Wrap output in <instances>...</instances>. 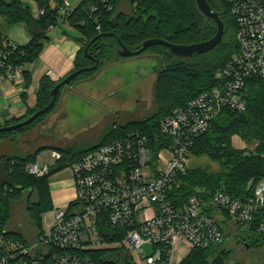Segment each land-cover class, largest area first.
Segmentation results:
<instances>
[{"label": "trees", "instance_id": "1", "mask_svg": "<svg viewBox=\"0 0 264 264\" xmlns=\"http://www.w3.org/2000/svg\"><path fill=\"white\" fill-rule=\"evenodd\" d=\"M31 1L44 12L43 15L35 17L30 5L25 4L24 0H0V17L4 19L6 25L24 24L31 35V41L25 46L18 45L19 51L11 55L13 63L25 68L37 61L45 43L50 41L48 33L60 20L56 5H63L65 2V0ZM123 1L126 0H81L74 12L67 17L68 24L85 36V39H77L81 48L70 74L90 69L96 63L98 65L97 70H86L67 86L89 81L107 67V63L122 60L123 58L118 54L120 42L129 50L138 51L143 43L150 39H160L175 45H192L209 41L217 33L216 24L197 9L195 0H127L130 2L128 12L126 9L124 11L119 9ZM207 2L219 13L226 27L222 42L214 50L196 55L192 59L178 57L161 45L145 52L157 55L160 65L157 69L155 89L161 103L152 115L140 121L115 125L104 140L93 148L78 152L59 151L62 159L56 162L46 177L37 178L26 171L29 164L37 162V155L26 157L14 155V158L8 161V174L12 185L6 190L0 189V212L5 226L10 219L12 202L19 201L23 192L29 190L37 193V201L35 204L29 203L27 210L32 222L38 230H41L42 215L55 210L50 192V179L103 145L121 139L136 130L146 133L154 155L163 147L172 144V140L162 134L161 122L175 109L185 107L202 92L216 87L218 83L214 79L215 72L222 69L238 51L237 27L229 6L225 0H207ZM94 39L96 40L92 43ZM8 44V37L0 29V54L9 51ZM85 49L88 50L89 57L85 56ZM24 76L25 93L22 98L26 102L28 97L26 91L32 86V74L25 69ZM59 82L44 76L39 83L35 107L28 110L23 117L7 121L4 126L24 122L36 112L46 108L53 100L52 90ZM65 87L59 90L56 104L51 111L38 118L33 124L14 132L1 134L0 138L3 135L13 136L46 119L56 109ZM157 96L154 94L155 102ZM244 99L247 105L245 112L226 108L212 121L207 132L195 141L191 155L207 156L220 168L216 172L203 167L188 169L182 186L170 195V200L176 206H183L192 197L209 201L218 193L246 199L252 194V189L248 188L249 183L264 178V78L253 77L247 80ZM234 137L246 143L257 142L256 152L247 154L245 151L234 149L231 142ZM260 223L261 217L257 218L248 230L255 234L260 233ZM15 234L22 237L18 233ZM111 235L113 241L122 240V236L118 234ZM255 242L264 245V235L261 234ZM87 255L94 264H133L122 247L90 251ZM233 256L234 253L225 251L223 246L197 247L192 249L180 264H228Z\"/></svg>", "mask_w": 264, "mask_h": 264}, {"label": "built area", "instance_id": "2", "mask_svg": "<svg viewBox=\"0 0 264 264\" xmlns=\"http://www.w3.org/2000/svg\"><path fill=\"white\" fill-rule=\"evenodd\" d=\"M225 2L236 23L238 51L215 72L216 87L161 122V132L172 144L154 155L146 133L136 130L70 166L73 206L50 212L52 219L34 243L8 230L0 212V264H94L88 252L121 247L133 264H172L179 241L190 249L233 247L230 238L239 233L237 226L249 229L260 217L264 235V178L249 183L252 194L246 199L218 193L209 201L192 197L181 207L170 200L183 184L195 141L226 108L245 112L247 80L264 78V0ZM56 7L62 18L76 8ZM18 51L13 44L0 54V85L25 81L24 66L11 59ZM18 91L20 97L25 93ZM61 159L54 153L52 162L37 161L26 171L37 178L48 176ZM111 234L122 240L113 241ZM149 244L152 253L141 258Z\"/></svg>", "mask_w": 264, "mask_h": 264}, {"label": "rangeland", "instance_id": "3", "mask_svg": "<svg viewBox=\"0 0 264 264\" xmlns=\"http://www.w3.org/2000/svg\"><path fill=\"white\" fill-rule=\"evenodd\" d=\"M80 2L81 0H65L64 4L75 8ZM24 3L30 5L35 17L39 16L40 10L33 1L24 0ZM129 4V1H123L119 9L123 11L126 9L128 12ZM59 17L57 26L51 28L48 33L53 41L45 43L44 50L33 66L26 67L31 73L41 64L40 58L50 44L59 41V36L72 37L73 40L85 39L80 31L68 24L67 18ZM0 29L8 37L9 50L13 44L25 46L31 41V35L24 24L7 26L4 19L0 17ZM155 60L158 61L159 57L147 52L138 57L119 60L118 64L112 66L109 65L116 62H110L106 64L109 66L108 68L91 77L89 81L65 87L56 109L46 119L37 122L29 129L13 134L15 141L18 137L20 138L18 142H15V155L18 157L37 155V161L52 162L54 153L67 150L78 152L93 148L104 140L115 125L140 121L152 115L161 103L154 85ZM0 86L7 87L8 84ZM26 92L28 93V90ZM154 94L157 96L156 102L155 99L153 102ZM35 104L36 97L33 105L26 102L24 114L15 118L23 117L28 110L35 107ZM8 115V112L0 110V128L7 127L4 125L9 121ZM49 119L50 122L46 125ZM231 142L234 149L245 151L247 154L255 153L258 146L257 142L246 143L238 137H234ZM200 167L209 168L212 172H216L220 168L207 156L191 155L187 160V168ZM62 180L73 187L71 173L67 169L50 179V190L54 186L58 187ZM36 201L37 193L29 190L24 191L19 201L12 202L7 225L8 230L18 233L28 243H34L40 232L32 222L27 210L28 204H35ZM41 218L42 228L45 229L52 219V214L45 213ZM237 228L239 233L230 239L235 243L238 252L234 254L228 264H264V245H258L255 242L261 234H255L241 226H237ZM151 253L152 245H145L140 256L146 258Z\"/></svg>", "mask_w": 264, "mask_h": 264}, {"label": "crops", "instance_id": "4", "mask_svg": "<svg viewBox=\"0 0 264 264\" xmlns=\"http://www.w3.org/2000/svg\"><path fill=\"white\" fill-rule=\"evenodd\" d=\"M58 39L59 41H56L55 44H50V46L42 54L40 58L41 64L34 68L31 73L32 86L28 90V97L26 101L29 105H33L38 92L40 80L44 76L50 77L54 82H59L67 77L74 69V61L81 48L80 43H78L77 39L73 40L72 37L66 38L65 36H59ZM51 41L53 40L50 39L49 43H51ZM118 63L119 62H116L109 66ZM30 66H33V64ZM26 69L28 70L29 68ZM7 84V87L0 86V110L2 112H8L9 115L7 119L10 120L15 117L22 116L26 111V102L19 96L18 91L20 88L24 89L25 81L18 85ZM50 192L54 209H67L75 200L74 187L66 184L64 180L60 181V185L58 187L54 186ZM233 246L235 247V245ZM189 253L190 248L183 241H179V246L172 258V264H180Z\"/></svg>", "mask_w": 264, "mask_h": 264}, {"label": "water", "instance_id": "5", "mask_svg": "<svg viewBox=\"0 0 264 264\" xmlns=\"http://www.w3.org/2000/svg\"><path fill=\"white\" fill-rule=\"evenodd\" d=\"M195 3L197 6V9L208 20H211L212 22L216 24L217 33L214 38L206 42L192 44V45H175L171 42L160 40V39H150L144 42L142 45V48L138 51H131L126 46H124L122 43H120L121 48L118 51L119 56L123 59L138 57L144 54L150 48L157 46V45H161V46L168 48L171 53L175 54L178 57L184 58V59H192L196 55H203V54L209 53L212 50H214L223 40L225 31H226L225 23L221 19L219 13L215 11L208 4L207 0H195ZM95 40L96 39H94L92 43ZM84 52H85V56L89 57L88 50L85 49ZM155 61H156V65L153 68V73L155 75L154 85L157 80V69L160 68L159 62L157 60ZM97 69H98V65L96 63V65L91 67L90 69H83V70L74 72L70 74L69 76H67L63 81L59 82L55 86V88L52 90L53 100L46 108L36 112L34 115L26 119L24 122L18 123L16 125L0 128V135L7 133V132H14L23 127L33 124L38 118L47 114L49 111H51L54 108L56 101H57L58 92L62 87L67 86L69 83H71L75 78H77L80 74L84 73L86 70L95 71ZM153 102H154V97H153ZM19 140L20 138L18 137L16 139V142H18ZM14 155H15L14 139L12 137H8V138L0 140V189H2L5 186L12 185V180L8 174V161L13 159ZM223 249L227 252H233L234 254L238 252L237 247H234V246L228 247L227 245H225Z\"/></svg>", "mask_w": 264, "mask_h": 264}, {"label": "flooded vegetation", "instance_id": "6", "mask_svg": "<svg viewBox=\"0 0 264 264\" xmlns=\"http://www.w3.org/2000/svg\"><path fill=\"white\" fill-rule=\"evenodd\" d=\"M121 43V42H120ZM120 48H121V45H120ZM48 122H50V121H48ZM48 122L46 123V125H48ZM8 137H12V138H14L13 136H6V137H2V138H0V140H2V139H5V138H8ZM16 141L14 140V143H15Z\"/></svg>", "mask_w": 264, "mask_h": 264}]
</instances>
